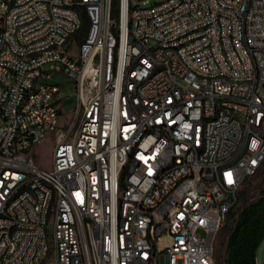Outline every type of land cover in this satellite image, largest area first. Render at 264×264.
Here are the masks:
<instances>
[{"label": "built area", "instance_id": "2783aa9c", "mask_svg": "<svg viewBox=\"0 0 264 264\" xmlns=\"http://www.w3.org/2000/svg\"><path fill=\"white\" fill-rule=\"evenodd\" d=\"M70 6L93 16L75 55L66 41L79 24ZM56 41L62 51L50 49ZM57 72L72 80L83 119L74 116L76 130L67 123L53 139V173L42 175L32 149L51 127L49 90L29 94V87ZM204 115L216 122L200 127ZM163 128L172 129L173 143ZM239 143L247 152L233 159ZM217 157L228 164L216 165ZM263 161L264 0L0 5V264H47V256L54 264H209L211 238ZM46 197H53L52 249L42 253Z\"/></svg>", "mask_w": 264, "mask_h": 264}, {"label": "bare ground", "instance_id": "6f19581e", "mask_svg": "<svg viewBox=\"0 0 264 264\" xmlns=\"http://www.w3.org/2000/svg\"><path fill=\"white\" fill-rule=\"evenodd\" d=\"M165 0H160L157 4H164ZM0 5H7V0H0ZM70 14L76 16L77 22H79L77 30H70L66 33V41H73L78 38L84 32L86 26V33L84 40L79 41V47H83L85 38L88 36L93 28V16L91 12H87L86 6H70ZM77 43V42H76ZM50 49L53 51L63 50V41L50 42ZM140 50H148V43H140ZM49 52V45H41L39 47V54H47ZM161 65H171V58H161ZM53 82V81H52ZM41 89L49 90L45 96L44 109L52 112L51 127L45 128V133L50 131L53 139H59L60 135L64 133V130L56 128L57 115L59 114L56 109V99L58 96V90L60 87L56 84L49 82V75L40 74L39 81L34 82L33 86L29 87V94H40ZM24 101H16L15 110H23ZM176 114L184 113V103H176ZM75 119H83V110H74ZM216 122V115H204V120H200V127H207V123ZM64 127V125H63ZM68 130H76V120L68 122ZM44 133V134H45ZM42 135V137L44 136ZM163 136L166 138V143H173L172 129L163 128ZM241 140H248V130H241ZM196 151H204V144H196ZM247 152L246 143H239L237 148L233 150V159H241L242 155ZM52 164V163H51ZM228 164V157H217L216 165ZM53 173V164L51 170L42 169V175H50ZM53 197H46L43 204V214L40 217L39 230L41 237V249L42 253H49L52 249V233L47 232L46 225L53 220ZM72 222L81 223L80 211H72ZM82 250H90V239L88 237H81ZM210 252H209V264H214V251L212 245V238L210 240ZM47 264H54V256H47Z\"/></svg>", "mask_w": 264, "mask_h": 264}, {"label": "rangeland", "instance_id": "374dc122", "mask_svg": "<svg viewBox=\"0 0 264 264\" xmlns=\"http://www.w3.org/2000/svg\"><path fill=\"white\" fill-rule=\"evenodd\" d=\"M160 0H129L130 6L133 5H142V4H152L158 3ZM86 33V26L82 35L78 38L74 39L70 49L68 51L69 54L75 55L76 47H79V41L84 40V36ZM77 42V43H76ZM55 66L58 64H54ZM49 64H44L43 68L47 69ZM53 81V82H52ZM50 83L56 84L60 87L59 94L56 99V109L59 114L57 115V125L56 128L59 130H64L63 125H66L69 121L71 123V118L74 115V106L76 102V92L73 87V82L70 78L64 76L63 74L57 72L51 75ZM53 148V136L50 131H47L44 136L39 140L37 145L32 149L34 155V163L45 170H51V155ZM264 190V161L259 168L258 172L251 178L247 179L241 188V192L239 195V205L237 209L230 213L227 217L224 226L218 232L216 238H212V245L214 251V264H222V245L223 239L226 231L231 227L232 222L235 219V214L239 210L240 205L243 202L249 201L253 199L259 191ZM47 232L51 231V220L46 225ZM215 243V248H214ZM255 263L256 264H264V237L258 243L255 249Z\"/></svg>", "mask_w": 264, "mask_h": 264}, {"label": "trees", "instance_id": "16d2710c", "mask_svg": "<svg viewBox=\"0 0 264 264\" xmlns=\"http://www.w3.org/2000/svg\"><path fill=\"white\" fill-rule=\"evenodd\" d=\"M263 237L264 190H261L253 199L240 205L231 227L226 231L222 245V264H256L255 249Z\"/></svg>", "mask_w": 264, "mask_h": 264}]
</instances>
